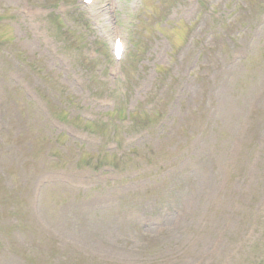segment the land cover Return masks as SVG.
I'll return each instance as SVG.
<instances>
[{"label": "rangeland", "instance_id": "rangeland-1", "mask_svg": "<svg viewBox=\"0 0 264 264\" xmlns=\"http://www.w3.org/2000/svg\"><path fill=\"white\" fill-rule=\"evenodd\" d=\"M0 264H264V0H0Z\"/></svg>", "mask_w": 264, "mask_h": 264}]
</instances>
